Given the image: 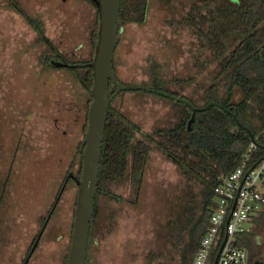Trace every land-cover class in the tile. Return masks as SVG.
I'll list each match as a JSON object with an SVG mask.
<instances>
[{"label":"rangeland","instance_id":"374dc122","mask_svg":"<svg viewBox=\"0 0 264 264\" xmlns=\"http://www.w3.org/2000/svg\"><path fill=\"white\" fill-rule=\"evenodd\" d=\"M17 1L44 22L47 37L62 54L89 59L97 13L89 1ZM178 1L176 6H168L164 0H151L145 23L124 26L115 53L117 80L139 85L148 79L152 63H167L172 72L168 87L191 96L195 84L187 81L199 76L193 66L198 50L188 31L170 25L184 8ZM35 40V32L23 16L0 0V169L10 164L14 169L0 225V264H64L72 234L74 192L69 188L61 194L37 239L73 162L71 173L78 171L77 147L84 140L86 113L64 71L41 74ZM176 77L184 85L176 83ZM111 108L146 134L177 122L172 103L151 96L125 92L115 96ZM182 181L178 167L153 149L146 176L147 193L140 204L129 202L132 196L127 186L110 185L108 188L121 201L100 198L99 227L88 264H168L165 259L153 260L159 249L155 240L157 212L167 203V195L172 199ZM168 206L163 211L167 212ZM31 248V257L26 260ZM173 264H180L176 256Z\"/></svg>","mask_w":264,"mask_h":264},{"label":"trees","instance_id":"16d2710c","mask_svg":"<svg viewBox=\"0 0 264 264\" xmlns=\"http://www.w3.org/2000/svg\"><path fill=\"white\" fill-rule=\"evenodd\" d=\"M4 1L7 8L22 15L35 32L34 46L40 50L37 53L42 66L40 73L57 70L66 73L65 79L71 85L75 99L85 109L82 129L86 133L88 109L92 102L90 91L94 86L93 70L87 65L93 61L98 41V12L91 32L89 59L78 60L76 57L68 58L59 51L47 37L45 24L40 18L26 12L17 0ZM87 1L97 10L93 1ZM178 2L184 8L170 20V25L188 31L196 40L198 55L193 66L199 76L190 77L187 81L188 84H195V88L188 97L179 91H172L167 85L172 72L167 63L158 62L148 67V79L139 85L123 83L119 79L117 83L110 84L112 98L117 93L131 92L171 102L177 122L146 134L124 115L109 108L86 264L90 260L91 247L96 243L93 237L99 227L100 198L120 202L121 197L108 187L123 184L131 193L132 200L129 202L134 206L140 204L147 193L146 176L153 149L172 161L183 177L172 199L167 195V203L163 204L160 213L157 212L155 240L159 249L153 260L165 259L168 264H173L175 256L180 264L195 263L202 241L211 227L216 206L214 189L221 183V177L233 173L245 163L253 167L264 157V0ZM164 3L176 6V0H164ZM150 5L151 0H121L123 24L119 28V36L125 25L145 23ZM51 61H62L70 67L57 69ZM33 77L39 79L40 76L33 74ZM174 81L184 85L178 77ZM193 114L194 122L189 128ZM82 143L77 147L79 168L74 173L76 179H80L82 174ZM74 166L73 162L47 218L42 221L37 239L55 212L61 194L69 188L74 192L76 209L78 186L75 181L70 182L72 187L70 185L62 191ZM13 170L11 164L0 169V225L10 198ZM167 204L166 212L163 210ZM74 218L75 210L70 232H73ZM248 242V235H244L241 245L247 246ZM32 248L26 260L31 257ZM215 257L209 264L214 263ZM67 260L68 254L64 264Z\"/></svg>","mask_w":264,"mask_h":264},{"label":"water","instance_id":"95a60500","mask_svg":"<svg viewBox=\"0 0 264 264\" xmlns=\"http://www.w3.org/2000/svg\"><path fill=\"white\" fill-rule=\"evenodd\" d=\"M99 15L98 41L93 61L87 66L92 68L94 86L90 91L92 102L88 109V129L82 143L83 163L78 186L74 227L68 251L67 264H86L92 217L96 209V196L99 191V172L102 147L105 138V126L108 110L113 98L110 97V84L117 83L114 65L115 52L120 42L119 28L121 18V0H91ZM57 69L70 65L62 61H51ZM194 114L189 122L191 128ZM71 177V175H70ZM218 255L214 261L217 263Z\"/></svg>","mask_w":264,"mask_h":264},{"label":"built area","instance_id":"2783aa9c","mask_svg":"<svg viewBox=\"0 0 264 264\" xmlns=\"http://www.w3.org/2000/svg\"><path fill=\"white\" fill-rule=\"evenodd\" d=\"M214 193L211 227L194 264H209L214 255H218L216 264H246V246L241 245V238L251 232L264 209V157L253 167L245 163L221 177Z\"/></svg>","mask_w":264,"mask_h":264},{"label":"flooded vegetation","instance_id":"af4514ba","mask_svg":"<svg viewBox=\"0 0 264 264\" xmlns=\"http://www.w3.org/2000/svg\"><path fill=\"white\" fill-rule=\"evenodd\" d=\"M116 95L113 96V100ZM76 180V175L70 173L63 185L62 191L72 184L70 182L75 181L76 183ZM73 199L74 196L72 197V204L74 206ZM248 241V245L246 246V264H264V209L256 217L251 232L248 234Z\"/></svg>","mask_w":264,"mask_h":264}]
</instances>
